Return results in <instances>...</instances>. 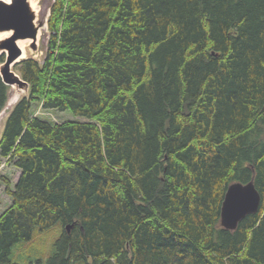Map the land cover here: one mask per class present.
Returning <instances> with one entry per match:
<instances>
[{
  "label": "trees",
  "instance_id": "16d2710c",
  "mask_svg": "<svg viewBox=\"0 0 264 264\" xmlns=\"http://www.w3.org/2000/svg\"><path fill=\"white\" fill-rule=\"evenodd\" d=\"M47 24L0 135V264L53 227L48 264H264V0H54ZM250 180L257 212L222 227Z\"/></svg>",
  "mask_w": 264,
  "mask_h": 264
},
{
  "label": "rangeland",
  "instance_id": "374dc122",
  "mask_svg": "<svg viewBox=\"0 0 264 264\" xmlns=\"http://www.w3.org/2000/svg\"><path fill=\"white\" fill-rule=\"evenodd\" d=\"M37 1V12L34 14V21L36 25H41L43 27L42 34L38 41H35V47L33 48L31 44L28 47V52L23 59L33 58L37 61H42L46 43L49 37L48 30V18L50 13V8L54 0H36ZM39 4V5H38ZM39 7V8H38ZM2 51H0V54ZM4 54L1 55V57ZM21 61V60H20ZM19 61V62H20ZM15 63L11 67L12 73L22 78L18 66ZM1 63V62H0ZM1 67V64H0ZM8 85L7 91V101L4 108L0 111V135L3 128L5 119L7 118L9 112L15 103L23 96L28 94V84L24 83L21 86L14 84ZM10 93H12L10 95ZM31 116L42 118L51 123H61L65 121H73L75 119L81 120V118H76L69 111H58L52 109H44L40 103H33L31 107ZM20 170L16 168L12 162L7 161L6 158H0V214L5 211V209L11 203V196L8 190H12L19 177ZM59 232V228L53 227L51 229L44 230L42 232L36 231L29 242L16 244L11 252L10 259L12 263L16 264H48L47 258L51 254L53 249L52 242L56 238Z\"/></svg>",
  "mask_w": 264,
  "mask_h": 264
},
{
  "label": "water",
  "instance_id": "95a60500",
  "mask_svg": "<svg viewBox=\"0 0 264 264\" xmlns=\"http://www.w3.org/2000/svg\"><path fill=\"white\" fill-rule=\"evenodd\" d=\"M34 15L27 0H11L6 3L0 0V31L11 30V34L0 41V51L4 54L0 63V76L6 85L26 84L22 78L15 76L11 67L20 56L21 51L15 43L19 38H31L35 47L36 26ZM19 62V61H18ZM261 196L255 189L253 181L247 183L233 182L228 185L220 209V225L226 229H235L239 220L245 215L257 212ZM69 225L66 229H69Z\"/></svg>",
  "mask_w": 264,
  "mask_h": 264
},
{
  "label": "bare ground",
  "instance_id": "6f19581e",
  "mask_svg": "<svg viewBox=\"0 0 264 264\" xmlns=\"http://www.w3.org/2000/svg\"><path fill=\"white\" fill-rule=\"evenodd\" d=\"M6 3H9L11 0H2ZM28 6L30 7V9L34 12V14H36L37 12V1L36 0H27ZM39 5V4H38ZM39 8V7H38ZM34 24L36 26V38L35 41H38L42 31H43V27L41 25H36L35 21ZM11 34V30L8 31H0V41L7 38L9 35ZM32 39L31 38H19L15 40L16 45L18 46V48L21 51L20 56L14 61V63H17L18 61L22 60V58L25 57V55L28 52V47L31 44ZM12 88H15V85L11 86ZM17 89V88H15ZM12 93H10L11 95Z\"/></svg>",
  "mask_w": 264,
  "mask_h": 264
}]
</instances>
